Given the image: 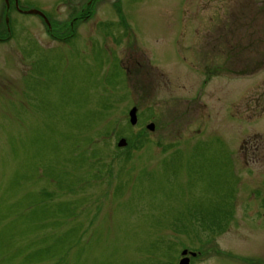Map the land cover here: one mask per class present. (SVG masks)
Listing matches in <instances>:
<instances>
[{
  "label": "rangeland",
  "instance_id": "rangeland-1",
  "mask_svg": "<svg viewBox=\"0 0 264 264\" xmlns=\"http://www.w3.org/2000/svg\"><path fill=\"white\" fill-rule=\"evenodd\" d=\"M89 2L0 0V264H264V0Z\"/></svg>",
  "mask_w": 264,
  "mask_h": 264
},
{
  "label": "trees",
  "instance_id": "trees-1",
  "mask_svg": "<svg viewBox=\"0 0 264 264\" xmlns=\"http://www.w3.org/2000/svg\"><path fill=\"white\" fill-rule=\"evenodd\" d=\"M118 11H119V14L122 15L120 8H118ZM72 36L73 35H71V37ZM71 37H69V39ZM125 134H128V135H125ZM121 135L127 136L126 139L128 141L129 148L130 147H137V148L142 147L146 142V139H144L141 134H139L138 136H135L132 134L130 135L129 132L128 133H125V132L118 133V136H121ZM123 138H125V137H123ZM126 149H128V148H126ZM100 171H102V170L101 169L98 170V173ZM71 189H68V190H71ZM40 196H43L42 199L44 202L42 203V206H41V208H42L41 212L45 216V217L43 216L44 220H41V222L42 221H48L50 219H54V222H52L53 224H45L42 226L39 225V228L37 230H41V229L49 228L50 226L58 225V222L61 219L64 220L67 218H71V217H74V215L76 214V210L78 208L77 202H73V203L63 202V203H58V204L52 206L49 204V203H51L50 202L51 200L49 198V197H51V194L46 195L43 192V194H41ZM31 203H32V205L36 204L35 200L32 199V196H31ZM55 222H57V223H55ZM203 222H205V221H203ZM193 226L194 225H190V226L180 225L177 227L182 228V229H186L188 227H193ZM202 226L207 227L209 229H212L215 226V224L210 223L208 225V224L202 223ZM221 229L222 228H219V230H221ZM76 233H78L77 229L71 230L67 234H65L64 236H61L60 238H58L57 240L52 242V244H50V245L46 244L47 242L45 244H42V243H40L38 245L35 244L34 246H38V247H36L34 250L28 252L27 254H26V251L25 252L22 251L23 253L21 255H25L23 258V264H39V263H42V262L47 261L49 259H56L57 264H64L67 257H68L69 252L76 245V240H75ZM14 237H15V234H12L10 236L8 244H10L15 239ZM156 243L153 245L154 246L153 250H156V248H158L160 251H164V255L162 254V256L164 258H170V259H168L167 264H174V257L172 256L173 248H172V246H170L171 244L168 243L166 245L167 247H165V249L162 250L163 248H161V242L156 241ZM61 251L65 252L64 256L61 255L62 254ZM80 256H81V254L78 253L76 260H78L80 258Z\"/></svg>",
  "mask_w": 264,
  "mask_h": 264
},
{
  "label": "water",
  "instance_id": "water-1",
  "mask_svg": "<svg viewBox=\"0 0 264 264\" xmlns=\"http://www.w3.org/2000/svg\"><path fill=\"white\" fill-rule=\"evenodd\" d=\"M15 3H16V7L17 9H19V3H18V0H14ZM6 3H7V6L8 8L10 7V0H6ZM20 10V9H19ZM21 12L23 13H26V14H31V15H39L41 17L44 18L46 24L48 25V27L51 29L52 28V25H51V22L48 20V18L46 17V15L42 12V11H38V10H29V11H22L20 10ZM7 19V24L9 25V20H8V16L6 17ZM138 108L137 107H133L131 108V110L129 111V122L132 126H136L137 123H138ZM147 129L150 130V131H154L155 130V124L154 123H151L147 126ZM119 148H125L128 146V141L126 138H121L120 141L118 142V145H117ZM199 253L197 252H194V251H190L188 249H185L181 252V259L179 261L178 264H191V259L192 258H195L198 256Z\"/></svg>",
  "mask_w": 264,
  "mask_h": 264
},
{
  "label": "flooded vegetation",
  "instance_id": "flooded-vegetation-1",
  "mask_svg": "<svg viewBox=\"0 0 264 264\" xmlns=\"http://www.w3.org/2000/svg\"><path fill=\"white\" fill-rule=\"evenodd\" d=\"M93 1L94 0H90V2L88 3V5L89 6H92V4H93ZM95 1H97V0H95ZM12 5H14L15 6V8H17L16 7V3H15V1L14 0H10V7H9V9L8 8H6L8 11L12 8ZM94 6V5H93ZM88 9V8H87ZM86 8L85 9H83L82 10V12L81 13H85V11L87 10ZM90 12V11H89ZM7 15H8V13L5 15L6 17H7ZM39 16V15H38ZM79 16V15H78ZM78 16L77 17H74L73 18V22H72V25L75 23V21H76V19H78ZM41 17V16H40ZM43 20H44V18L43 17H41ZM86 19H88V15H86L85 17H84V20H86ZM44 22H45V20H44ZM46 23V22H45ZM7 27H8V30H10V24L8 25L7 24ZM75 32V30L73 29L72 30V32ZM0 40H3V39H0ZM259 207H260V209H264V204H262L261 206L259 205ZM262 214H264V212H261Z\"/></svg>",
  "mask_w": 264,
  "mask_h": 264
}]
</instances>
